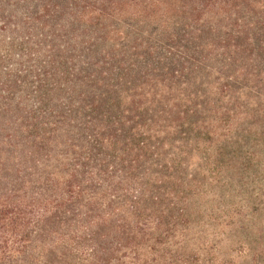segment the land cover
Segmentation results:
<instances>
[{
  "label": "trees",
  "instance_id": "obj_1",
  "mask_svg": "<svg viewBox=\"0 0 264 264\" xmlns=\"http://www.w3.org/2000/svg\"><path fill=\"white\" fill-rule=\"evenodd\" d=\"M175 2L200 19L264 13V0ZM12 3H0V264H74L91 229L151 215L153 176L133 166L149 148L141 129L175 114L153 113L156 90L187 84L206 48L196 44L223 38L177 18L159 27L145 9L166 0H21V14Z\"/></svg>",
  "mask_w": 264,
  "mask_h": 264
},
{
  "label": "rangeland",
  "instance_id": "obj_2",
  "mask_svg": "<svg viewBox=\"0 0 264 264\" xmlns=\"http://www.w3.org/2000/svg\"><path fill=\"white\" fill-rule=\"evenodd\" d=\"M9 1L18 14L26 9L21 0ZM166 1V8L145 9L155 11L159 27L177 18L189 30L218 27L215 35L223 39L196 44L206 50L198 53L187 84L170 91L166 82L156 90L153 113L175 114L141 129L149 148L140 151L133 169L153 176L151 215L91 229L78 241L87 252L74 264H264L263 10L258 4L247 13L211 9L200 19L202 13L190 15L181 3ZM138 10L137 3L125 5L128 14ZM125 25L143 31L148 23ZM146 32L138 35L143 43Z\"/></svg>",
  "mask_w": 264,
  "mask_h": 264
}]
</instances>
